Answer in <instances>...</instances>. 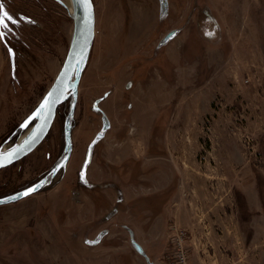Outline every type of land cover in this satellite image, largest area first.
Here are the masks:
<instances>
[{"label": "rangeland", "instance_id": "rangeland-1", "mask_svg": "<svg viewBox=\"0 0 264 264\" xmlns=\"http://www.w3.org/2000/svg\"><path fill=\"white\" fill-rule=\"evenodd\" d=\"M93 2L72 156L40 191L0 205V264H179L177 235L186 264H264V0ZM0 4L16 21L0 28L6 151L63 67L74 11L64 0ZM70 107L0 170V198L59 161ZM103 116L110 128L84 171Z\"/></svg>", "mask_w": 264, "mask_h": 264}, {"label": "water", "instance_id": "water-1", "mask_svg": "<svg viewBox=\"0 0 264 264\" xmlns=\"http://www.w3.org/2000/svg\"><path fill=\"white\" fill-rule=\"evenodd\" d=\"M74 1V32L71 40L70 48L63 67L58 74L55 82L45 94L43 99L37 107L22 121L19 128L23 132H28L26 137L15 147L0 151V170L8 168L17 162L23 160L31 153H33L46 139L50 133L54 121L56 119L58 107L72 94L74 96V103L71 112L65 122L64 134L66 149L68 151L66 157L54 168L53 175L67 163L72 151V126L71 122L74 116L76 100L78 96V87L82 75L88 64L91 48L95 37V6L93 0H73ZM163 6L166 0H162ZM175 31L170 32L163 42L169 41L174 35ZM48 103H45V102ZM44 105L43 109L41 106ZM105 126L103 132L110 128V124L105 118ZM99 133L94 143L101 138L104 134ZM88 157V161L90 160ZM45 179L17 192L12 196L0 198V205H6L18 202L26 197L31 196L40 190L43 186ZM35 188L36 191L30 190ZM28 195H24V193ZM140 249V248H139Z\"/></svg>", "mask_w": 264, "mask_h": 264}, {"label": "flooded vegetation", "instance_id": "flooded-vegetation-1", "mask_svg": "<svg viewBox=\"0 0 264 264\" xmlns=\"http://www.w3.org/2000/svg\"><path fill=\"white\" fill-rule=\"evenodd\" d=\"M162 1V0H161ZM163 3V2H162ZM163 5V4H162ZM173 31H175L176 32V34L169 40V41H171L176 35H177V31L176 30H173ZM172 32V31H171ZM170 33V32H169ZM168 33V34H169ZM167 34V35H168ZM166 35V36H167ZM165 36V37H166ZM164 37V38H165ZM163 38V39H164ZM163 39H162V44H166V43H168L169 41H167V42H163ZM68 54V53H67ZM84 73V72H83ZM82 79V78H81ZM79 85H80V83H79ZM79 88V87H78ZM77 100H78V96H77ZM77 100H76V105H77ZM71 103V107H70V111H69V113L71 112V109H72V105H73V103H74V96L72 95V94H70L68 97H67V99L58 107V110H57V115H56V119H55V121H54V124H55V122H56V120H57V118H59V111H61V108L64 106V108L66 107V105L68 104V103ZM76 105H75V110H74V113H75V111H76ZM95 106H98V101H96L95 102V104H94ZM62 110H64V109H62ZM69 113H67V115H66V118H65V122H66V119L68 118V116H69ZM105 116H103V128H104V126H105V123H106V121H105ZM107 119V118H106ZM108 121V120H107ZM65 122H64V127H63V132H64V128H65ZM109 123V122H108ZM54 124H53V126H54ZM110 124V123H109ZM20 126V125H19ZM53 126H52V128H53ZM71 126H72V131H73V121L71 122ZM20 129V128H19ZM21 130V129H20ZM52 130V129H51ZM23 132V131H22ZM51 132V131H50ZM102 133V132H101ZM50 134V133H49ZM48 134V135H49ZM99 134V133H98ZM103 134H104V132H103ZM48 137V136H47ZM47 137H46V139H47ZM103 137V136H102ZM45 139V140H46ZM100 139V138H99ZM98 139V140H99ZM44 140V141H45ZM97 140V141H98ZM43 141V142H44ZM97 141L94 143V145L93 146H91L92 145V143L94 142H92L89 146H88V151H87V156H86V161H85V165H83V170L85 171V169H87V165H88V163H90V160H91V157H92V152H93V150H94V147H95V145H96V143H97ZM42 145V144H41ZM40 145V146H41ZM39 146V147H40ZM38 147V148H39ZM71 147H72V151H73V144L71 145ZM36 151V150H35ZM72 151H71V154H70V157H69V160L67 161V163L58 171V173L56 174V175H58L59 174V172L68 164V162L70 161V158H71V156H72ZM67 153H68V151H67V149H66V143H65V134H64V151H63V153H62V156H61V158L59 159V161L54 165V167L51 169V170H49L47 173H46V175H44V177L42 178V179H40L39 181H41V180H43V179H45V182H44V184H43V186L40 188V190L44 187V185H46L47 184V182L49 181V180H51L52 178H54L56 175H53V170H54V168L66 157V155H67ZM89 155H91L90 156V160L88 161V157H89ZM85 168V169H84ZM83 175H84V172L82 173ZM38 181V182H39ZM37 183V182H36ZM35 184V183H34ZM33 185V184H32ZM23 190V189H22ZM39 190V191H40ZM38 192V191H37ZM33 195V194H32ZM3 198H5V197H3Z\"/></svg>", "mask_w": 264, "mask_h": 264}, {"label": "snow or ice", "instance_id": "snow-or-ice-1", "mask_svg": "<svg viewBox=\"0 0 264 264\" xmlns=\"http://www.w3.org/2000/svg\"><path fill=\"white\" fill-rule=\"evenodd\" d=\"M7 21V22H6ZM8 23H13L15 24L16 21L14 20L13 17H11V15H9L6 11H4V5L0 4V28H3L5 30L8 29ZM4 33L0 32V39L3 38ZM45 103H48L47 101ZM44 105L41 106V108L43 109ZM2 166V165H0ZM31 192L36 191L35 188L30 190ZM24 195H28V193H24Z\"/></svg>", "mask_w": 264, "mask_h": 264}, {"label": "built area", "instance_id": "built-area-1", "mask_svg": "<svg viewBox=\"0 0 264 264\" xmlns=\"http://www.w3.org/2000/svg\"><path fill=\"white\" fill-rule=\"evenodd\" d=\"M182 235V234H181ZM176 240L178 242L177 244V253H176V258L179 264H186V257H187V251L183 246L182 243V236L179 237V235H177Z\"/></svg>", "mask_w": 264, "mask_h": 264}, {"label": "bare ground", "instance_id": "bare-ground-1", "mask_svg": "<svg viewBox=\"0 0 264 264\" xmlns=\"http://www.w3.org/2000/svg\"><path fill=\"white\" fill-rule=\"evenodd\" d=\"M71 11H74V1L73 0H64Z\"/></svg>", "mask_w": 264, "mask_h": 264}, {"label": "trees", "instance_id": "trees-1", "mask_svg": "<svg viewBox=\"0 0 264 264\" xmlns=\"http://www.w3.org/2000/svg\"><path fill=\"white\" fill-rule=\"evenodd\" d=\"M64 106L61 108V111H59V119L62 118V116H64ZM18 132V125L13 129V131H16ZM13 133V132H12Z\"/></svg>", "mask_w": 264, "mask_h": 264}]
</instances>
